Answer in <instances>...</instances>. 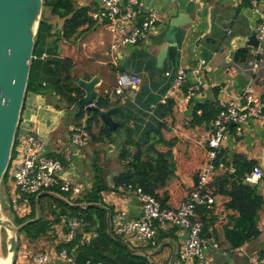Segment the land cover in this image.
<instances>
[{
    "label": "crops",
    "instance_id": "1",
    "mask_svg": "<svg viewBox=\"0 0 264 264\" xmlns=\"http://www.w3.org/2000/svg\"><path fill=\"white\" fill-rule=\"evenodd\" d=\"M100 1L78 0V4L91 7ZM194 1L197 2V11L192 16V24L180 28L176 34L180 43L176 65L168 59H165L161 64L158 62V55L165 46L162 42L164 33L169 28L171 18L177 16V14L167 13L165 10L166 3L162 0L155 1L148 8V11L156 10L159 12L162 27L161 34L151 36L146 42H141L135 46L121 48L117 54L119 57L117 67L119 70L117 71L112 69V35L105 23L94 24L88 29L83 28L78 37L72 40L75 44H70L75 50L72 54L73 59L79 56L84 59L79 65H76L74 75L86 81H90L94 77L100 79L96 88L99 98L109 97L110 109H119L117 114L114 115V121L119 126L124 124L131 132L133 131L132 138L138 141L140 135L152 121L162 123L170 129L172 132L171 139L173 137L178 139V144L173 149L176 161L175 173L189 191H193L198 183L196 184L193 178L183 173L179 163L189 161L190 166L187 169L194 167L200 174L201 167L208 161L209 148L207 143L213 134L212 122L214 118L210 121H194L195 107L213 103L221 109L228 103L238 100L248 85H252L255 91L264 97V53L255 74L252 73L250 66L254 48H249L244 57L238 56V50L235 52L233 59H230L232 39L235 37L247 38L251 35L252 30L256 29L262 15H264V0L259 2L258 13L253 11L251 0ZM209 15L211 18L210 32H208ZM145 17V14L139 15L136 23L139 24ZM183 30H186V33L189 34L185 42L182 39ZM201 37L203 38L200 45L197 46L196 43ZM81 50L80 54L79 51ZM198 68H201L200 75L195 72ZM180 69L187 70L188 78L182 88L176 89L174 80ZM120 73L139 77L141 79L140 87L137 90L128 89L123 95H116L115 89ZM196 86L199 87V90L193 92L191 100H188V92ZM169 101L173 102L172 109H158L159 105H166ZM62 105L66 104H63V102L58 104V97L52 89L42 90L38 93H28L25 97L18 132L25 133L40 128V134L37 131L36 133L46 143V155L63 163L64 171L60 177L63 180L70 181L73 187L79 189L80 193H63L67 197L59 194L60 190L58 188L54 189L55 191L44 192L38 203L45 196L47 198H57L61 201V205L57 206V204H50L47 199L41 209L40 217L55 222L52 230L49 235L40 238L35 243L20 238L17 253L21 248L27 247L35 252L51 248L61 250L64 246L70 249L72 242L65 244L67 231L61 222V218L59 220L60 215H63V210L77 206L78 204L74 203L76 200H83L94 191L96 167L101 169L99 175L103 176L107 187H114L113 177L119 169L123 171L122 164L118 161V155L122 145L126 143L124 141L125 130L121 131V137H118L116 143H96L90 140L82 148L74 147L71 143L73 128L86 124V118L81 124H78L76 118L77 108L71 107L70 112ZM47 113H51V116L46 117ZM196 114L201 119L202 110L198 109ZM41 116H45L42 120L43 126L37 120H31L33 117ZM232 129L227 141L222 146V155L226 157L228 164H233L236 156H241L255 166L261 167L264 174V113L262 117L250 120L246 124L242 137L237 136ZM94 132H98V129L95 128ZM128 136L131 135L128 134ZM68 154L71 155L70 162L65 158ZM226 174L227 172L224 170L218 169L215 173V179ZM5 188L7 194L8 186L6 185ZM174 188L177 187L174 186ZM258 190L264 198V178L262 186ZM160 193L163 192L160 191ZM58 195L63 198H59ZM101 197L102 203L107 209L106 217L107 219L110 217L108 222L114 230L118 213H127L128 220L139 219L143 214L138 200L134 196L125 194L121 188L117 191H102ZM28 198H30L29 202H22L24 203L22 208L24 209V215L30 216L32 214L31 197ZM80 205L87 207L89 204L83 202ZM68 212L81 215L79 211L69 210ZM229 214L235 215L233 211H226L223 214L219 213L218 216L223 219ZM89 215H91L90 218L94 225L88 221L86 231L92 228L98 231L100 224V220L99 222L96 221V218L99 217L98 214L96 211H92L88 213ZM258 227L262 235L258 239L246 243L241 248L227 252V259L223 264H251L252 258L264 254V209L258 215ZM209 229L212 233L210 225ZM107 231L110 232V227ZM184 239L185 233L183 231L176 228H166L159 229L155 246L149 243H133L132 241L128 242L133 247L126 242L124 244L132 248L131 250L135 255L146 258L145 261L132 260L136 264H180L179 249ZM212 240H214V237ZM93 242L99 251L106 250L109 243L103 238L96 239ZM118 251L121 252L122 256L120 258L108 256L109 264H112V261L118 262L115 264L132 262L124 256L126 252ZM215 253H208L212 264ZM50 264L63 263L53 260Z\"/></svg>",
    "mask_w": 264,
    "mask_h": 264
},
{
    "label": "trees",
    "instance_id": "2",
    "mask_svg": "<svg viewBox=\"0 0 264 264\" xmlns=\"http://www.w3.org/2000/svg\"><path fill=\"white\" fill-rule=\"evenodd\" d=\"M91 7L80 6L78 0H43V13L35 38L34 56L37 58L34 59L32 64L26 96L28 93H38L42 90L52 89L58 97V104L64 102L69 108H77L76 118L78 124H81L86 118V131L92 142L116 143L121 131L125 130L124 141L126 143L122 145V149L118 155V161L122 164L123 168V173L119 177L118 184L114 185V187H107L105 179L102 175H99L101 169L96 167L97 174L94 191L87 195L85 199L74 202L78 205L87 202L90 206L86 209L68 207L63 210V215L68 214L69 210L73 212L79 211L87 222L90 221L92 223L91 215L88 216V213L96 211L99 216L96 218V221L99 222L100 220L97 240L103 238L110 243H108L107 249L104 251H99L94 242L89 246L80 247L76 253L78 264H86L88 260H91L92 263L102 262L103 264H109L108 256L117 258L122 256L118 250L126 252L124 256L131 261H145V257L135 255L131 250L132 248L125 247L124 242L130 246L132 245L125 241L122 236L115 233L112 225L108 222L110 217L108 219L106 217L107 209H105L102 203L101 192L117 191L122 185L134 184L141 187L144 192L155 197L163 208L177 210L189 197L191 191L185 188L175 173L176 161L173 149L178 144V139L175 137L171 139L172 132L168 127L157 121H152L140 135L138 141H136L132 138L134 132L126 128L124 124H121L116 130H112L100 121L98 113L94 112L89 115L80 105L79 101L85 95L84 91L78 86V81L81 78L74 75L76 67L74 59L59 53L58 43L75 44L72 40L78 37L81 30L87 24L88 28L97 24L92 22L88 17ZM148 8L150 7L147 6V10ZM45 10H49L51 17L58 19L59 22L56 25L52 23L51 19L44 16ZM141 14H145L143 10ZM103 23L107 24V22ZM247 50H239L238 56L244 57ZM44 53L48 57L42 59L41 56ZM117 67L118 65L112 64L114 71L119 70ZM97 105L103 110L110 109L109 97H100ZM172 108V101L158 107L160 110ZM198 109L202 110L201 119L196 114ZM220 110V107H217L213 103L197 105L194 111V121L201 122L204 120L210 121L213 118L216 119ZM95 128L98 129V132H94ZM128 134L131 136L129 137ZM221 163L226 166H234L236 172L233 175L227 173L228 175L218 176L207 187L206 192L214 197L215 204L211 210L199 207L196 211V220L202 223H209L214 240L219 244L220 249L224 252H231L241 248L252 240L258 239L262 235L258 227V215L264 209V198L257 187H252L245 183L246 175L255 166L253 163L248 162L241 156H236L233 164L230 165L226 157L222 155V150L218 154L216 165L219 167ZM179 164L183 173L193 178L197 184L199 172L196 168L190 167L187 169L190 166L189 161L180 162ZM6 177H4L2 185H5ZM174 186L177 188L175 189ZM160 191L163 193L161 194ZM35 200L32 202L33 207L30 216L15 218L17 226L26 224L21 229L19 235L22 234L26 241L32 243L49 235L55 223L47 221L43 217H38L34 221L36 219ZM3 205L12 209L6 202ZM226 211H233L235 215L229 214L220 219L218 214H223ZM61 216L62 214L59 220ZM92 224L94 225V223ZM109 227L110 232L107 231ZM79 239L80 237H78L76 242ZM70 247H73V243ZM260 257H264V254ZM115 263L118 262L112 261V264ZM125 264L136 263L132 261Z\"/></svg>",
    "mask_w": 264,
    "mask_h": 264
},
{
    "label": "built area",
    "instance_id": "3",
    "mask_svg": "<svg viewBox=\"0 0 264 264\" xmlns=\"http://www.w3.org/2000/svg\"><path fill=\"white\" fill-rule=\"evenodd\" d=\"M260 0H251L252 9L258 13ZM144 11L146 17L140 23L136 19L141 11ZM88 17L92 22L100 24L107 22L108 29L112 35L111 52L113 53V64L118 65V52L121 48L135 46L141 42H146L151 36L161 33L160 14L156 10H147L146 0H101L98 4L92 6L88 12ZM88 24L84 28H88ZM256 32L260 44L258 48L252 50V61L250 66L252 73L255 74L259 68L260 59L264 53V15L256 26ZM230 33V31H229ZM44 53L41 58H47ZM37 57L34 56V59ZM196 74H201V68H198ZM188 78L187 70L180 69L174 80V87L180 89L186 83ZM141 79L136 76L122 75L118 76L116 95H123L128 89L137 90L140 87ZM196 86L188 92V100H191L193 92L198 91ZM264 113V97L260 96L252 85H248L242 96L235 101L223 106L212 122L213 134L208 140V161L201 167L198 184L190 192L189 197L180 205L177 210L163 208L158 200L152 195L134 184H125L120 188L125 194L134 196L141 208L143 214L139 219L128 220L127 213L120 212L116 216L115 233L123 237L125 241L133 243H149L156 245L159 229L176 228L185 233V239L179 249L180 264H212L208 253L220 251L219 244L212 239L201 238V230L204 223L196 220V211L199 207L213 209L215 199L207 191V187L214 182L216 170H224L229 175L236 172L234 166H226L221 163L216 165L218 154L222 146L227 141L232 131H235L239 137L243 136L246 124L250 120L262 117ZM90 141V136L86 131V124L75 126L73 128L71 143L74 147L82 148ZM44 139L30 130L27 132H17L11 162L6 174V185L13 184L11 192L4 196V202L13 211L20 214L24 211L19 200L29 202L23 199L25 197L37 196L40 193L53 191L58 188L62 193L74 192L80 193L79 189L73 187L68 180H63L60 176L64 171L63 163L55 158L46 155ZM71 161V155L66 157ZM10 170V172H9ZM264 178L261 167L254 166L252 171L246 175L245 183L252 187H261ZM26 217V216H20ZM61 222L66 228L65 244L73 243L70 249L63 247L61 250L53 248L45 251L35 252L33 249L21 248L16 254L15 264H50L53 260H58L63 264H78L76 253L82 246H89L96 240L99 233L92 228L86 231L87 221L82 215L64 214L61 216ZM264 232V230H263ZM80 239L76 242V240ZM132 243V244H133ZM26 247V246H25ZM86 264H103L102 262L92 263L88 260ZM251 264H264V257H255L251 259Z\"/></svg>",
    "mask_w": 264,
    "mask_h": 264
},
{
    "label": "water",
    "instance_id": "4",
    "mask_svg": "<svg viewBox=\"0 0 264 264\" xmlns=\"http://www.w3.org/2000/svg\"><path fill=\"white\" fill-rule=\"evenodd\" d=\"M155 1L158 0H146V5L150 7ZM162 1L166 3L165 10L167 13L169 12L171 15L177 14V16L171 18L169 28L164 33L162 42L165 46L158 55V62L161 64L165 59H168L176 65L180 52V43L176 34L180 28L192 24V16L197 11V2L194 0ZM42 13L43 0H0V248L2 243L1 232L4 229L7 235L5 242L9 255L8 262L3 263L0 261V264H14L19 245V233L26 225L17 226L11 219L5 218L2 211L4 197L2 198L1 196V187L11 162L15 138L24 107L34 61L35 38ZM208 23V32H210V15L208 16ZM188 36L189 34L186 33V30H183V42ZM202 38L198 39L197 46L200 45ZM259 44L260 40L255 29L252 30L251 35L247 38H233L230 43V59H233L236 51L258 48ZM99 82L100 79L98 77H94L90 81L83 79L78 81V86L85 94L79 103L87 114L98 113L100 121L106 127L116 130L119 125L114 121V115L117 114L119 109L103 110L98 107L99 93L96 88ZM233 127L234 125L231 126V129ZM122 173L123 171L119 169L113 177L115 185L118 184ZM42 194L37 195V204ZM24 200L29 201L30 198L25 197ZM89 206L77 205L75 207L86 209ZM37 214H39L38 211ZM200 236L209 240L213 238L209 223H204ZM124 245L128 247L127 244ZM226 259V254L216 251L213 255V264H223Z\"/></svg>",
    "mask_w": 264,
    "mask_h": 264
},
{
    "label": "rangeland",
    "instance_id": "5",
    "mask_svg": "<svg viewBox=\"0 0 264 264\" xmlns=\"http://www.w3.org/2000/svg\"><path fill=\"white\" fill-rule=\"evenodd\" d=\"M44 16H46L47 18H49V19H51V21H52V23L53 24H57L58 22H55L54 23V21H58L57 20V18H54V19H52V17L50 16V14H49V10H45V13H44ZM58 26V25H57ZM73 48H72V46H70V45H67V44H65V43H62V42H59L58 43V51H59V53L60 54H63V55H65V56H70V57H72L73 58V56H72V54H73ZM75 51V50H74ZM81 52H82V50L81 51H79V53L81 54ZM84 59H83V57H75L74 58V62H75V64L76 65H79V63H81L82 61H83ZM63 104H65L64 102H63ZM62 106H64L65 108H67L68 109V111H70L71 112V109L69 108V106L66 104V105H62ZM49 117V116H51V113H47L46 114V117ZM45 118V116H41V117H33V118H31V120H37L38 122H40L41 123V125L43 126L44 125V123H43V119ZM39 134H40V128L37 130V129H35ZM9 172H10V170H9ZM8 189H9V192H11L12 191V189H13V184H11V185H8ZM53 191H55V190H53ZM59 194H61V195H63V196H67V195H64L62 192H60L59 191ZM6 195V188L4 187V185H2V187H1V196H2V198L4 197ZM60 195H58V197H59ZM31 197V207H33V205H32V202H33V200H35V198L37 197V196H30ZM68 197V196H67ZM59 198H63L62 196L61 197H59ZM48 199V201L50 202V204H52V205H54V204H57V206H60L61 205V201L60 200H58L57 198H50V197H42L41 198V202L40 203H38L37 205H36V200H35V206H36V217L37 216H41V209H42V207H43V205H44V201H46ZM18 204L19 205H24V203H22V201L21 200H19V202H18ZM2 211H3V214H4V216H5V218H9V219H11L14 223H15V218L16 217H20V216H27V215H24L25 213H19L18 211H13V209H11V208H8V207H6V206H4L3 205V208H2ZM37 211H38V213L39 214H37ZM32 213V212H31ZM28 217V216H27ZM6 231L4 230V229H2V232H1V241H2V243H1V248H0V261L1 262H3V263H5V262H8L7 261V259H8V250H7V247H6ZM23 235L22 234H20L19 235V242H20V238L21 239H23Z\"/></svg>",
    "mask_w": 264,
    "mask_h": 264
}]
</instances>
